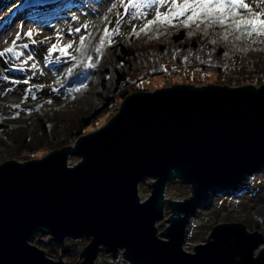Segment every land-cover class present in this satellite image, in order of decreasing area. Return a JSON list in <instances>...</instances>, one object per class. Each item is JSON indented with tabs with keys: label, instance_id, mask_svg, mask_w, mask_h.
<instances>
[{
	"label": "water",
	"instance_id": "1",
	"mask_svg": "<svg viewBox=\"0 0 264 264\" xmlns=\"http://www.w3.org/2000/svg\"><path fill=\"white\" fill-rule=\"evenodd\" d=\"M80 161L70 165V157ZM264 169V85H176L130 94L118 113L74 145L0 164V264H67L32 242L63 247L89 237L78 264L101 251L132 264H264V234L243 222L216 225L184 248L199 202ZM151 183L144 201L140 185ZM192 188L166 199L169 182ZM170 208L168 225L157 223Z\"/></svg>",
	"mask_w": 264,
	"mask_h": 264
},
{
	"label": "rangeland",
	"instance_id": "2",
	"mask_svg": "<svg viewBox=\"0 0 264 264\" xmlns=\"http://www.w3.org/2000/svg\"><path fill=\"white\" fill-rule=\"evenodd\" d=\"M69 1L0 0V51L11 46L12 41L16 39L19 33L20 39L17 40V51L23 53L19 57L12 54L0 56V121H4L2 124H5V128H8V134L10 136L8 138L6 137L7 135L4 136L3 140L0 137V164L7 160L25 162L43 158L55 149L51 150L49 146H41L37 143H35L34 147L28 146V144H24L26 141L23 138L29 135L30 139L37 126L41 127L48 123L54 125L56 115L60 109H63L64 116L70 119V115L75 117L77 113L94 107V104L97 102L95 99L97 97V91H99L98 83L100 78H97L94 85L84 90L82 94H73L74 97L69 95L71 90H68V86L61 90L58 89L60 83L68 79L79 68V63H81V59L78 56L79 51H77L80 47L79 38L81 36H88L89 38L86 41L84 50L88 49V51H92L94 45L99 40L102 30L107 26L110 29L115 27H119L120 29V33L113 40L117 38L126 40L132 33L133 26H136L137 30H139L145 22L143 17L134 19V15L137 12H143L147 14V19H152L156 7L151 4V0H136V3L141 5V7L137 9L128 5L126 11L120 0H107L108 9L102 15L95 17V15L83 7L77 9L76 5L67 6L70 3ZM246 2L255 7L253 0H246ZM79 3L88 5L89 8L94 4L91 0H79ZM124 4L127 5L128 0H124ZM25 7L30 9L27 10ZM261 8H264V4H261ZM161 10L163 11V9ZM35 13L39 15L32 16ZM48 13H51V15ZM44 14H48L49 16H45ZM118 19L121 20L120 24L116 23ZM85 25H88V27L85 28ZM76 29H80V31L76 32ZM177 29L178 26L162 29L163 34L159 37V42L164 45H169L170 43L171 46L172 36L176 33L175 31ZM29 31L33 33L31 39L25 35ZM189 31H194L195 34L189 36ZM220 31L222 30L219 28H213L205 36L198 31L187 30L186 34L189 38L201 37L200 39H204L206 42L216 37V33ZM58 36L60 37V44L62 45H68L71 41H75L72 47L63 55L59 51V48L56 51H49L53 44H57ZM139 43L140 41L134 43V45ZM141 43L143 44L145 41H141ZM23 44H28V47L26 49L23 48ZM166 45L165 47H167ZM170 48L172 50L176 49L174 46ZM257 52L260 51H249L246 54H233L228 60L226 59L228 73L232 72V76L239 72L253 73L255 69L251 68H253L254 61L262 58V55L256 54ZM29 56H32L33 59H28ZM74 56L75 59H73ZM182 59L185 62L183 66L167 64L165 68L166 72L164 71L165 73L162 76H151L146 69H135L133 72L130 71L129 80L136 84L138 89L136 92H139L155 91L157 89L185 84H196V86L209 84L223 85L221 84L222 78L230 76L228 73H225L227 72L226 69L224 72L219 73L213 71V68L207 70L195 68L191 70L186 64L189 63L188 55H185ZM33 64L36 65L35 68L32 67ZM247 67L250 69H245ZM70 68L72 69L71 74L68 73V69ZM93 80L95 79L93 78ZM195 80H201L204 84L198 85ZM262 82L264 83V79H262ZM251 84L257 87L261 86L256 83ZM77 96L80 98L77 99ZM14 105H19V107H13ZM16 113H19V115L17 116ZM117 113L103 115L94 125H91L86 130L84 135L100 129ZM61 135L62 137L65 136L66 132L61 133ZM15 136L16 138L19 136L23 137L15 140ZM74 143L71 145H74ZM19 145L26 146L17 148L16 146ZM79 161V157L71 156L69 164L74 165ZM151 183L152 180L149 179L140 185L139 191L142 201L151 195ZM247 190L250 192L235 198L216 196L209 193L208 198L213 203V209L208 211L204 208H197L187 226L184 248L187 251L193 252L197 244L206 241L211 230L216 225L225 222L244 223V219L252 216L256 211L263 209L264 184L256 183L253 190L250 187ZM254 190H259V192H254ZM191 193L192 188L190 185H186L179 180H174L167 184L165 197L170 200H184L190 197ZM215 209H220V216L212 214ZM171 213L170 208H166L165 218L157 223L159 233L168 225L167 219ZM227 217L229 219L231 218V220L229 221ZM262 233L264 234V232ZM68 238H66L64 245L73 246L71 254L61 252V248L54 242H52V244L54 243L53 245L50 243L41 245L36 239L32 243L44 249L50 258L58 260L61 256L67 264H78L81 261L80 253L90 242V238L81 237L78 238L79 241L70 237L74 240L71 241ZM44 239L51 240V237L46 235ZM101 253L105 256L109 254L104 251H101Z\"/></svg>",
	"mask_w": 264,
	"mask_h": 264
},
{
	"label": "trees",
	"instance_id": "3",
	"mask_svg": "<svg viewBox=\"0 0 264 264\" xmlns=\"http://www.w3.org/2000/svg\"><path fill=\"white\" fill-rule=\"evenodd\" d=\"M48 14L51 15V13ZM48 14L44 15L49 16ZM36 15L38 16L39 14L35 13L32 16ZM177 26L178 29L172 36V45L170 46V43L169 45L165 44L167 47L160 43L159 39L151 40L149 36L143 34L140 35L139 38L130 39V36L126 40L117 38L113 40L110 46L105 47L104 51L106 52H103V55L99 57L97 66L93 68H86L84 65L86 63L95 62L97 54L93 50L88 51V49L79 51L78 56L81 59V63H79L78 70L73 72L68 79L60 83L58 89L61 90L68 86V90H71V94L69 93V95L74 97L73 94H82L84 90L94 85L97 78H100L98 83L99 91H97V97L95 99L97 102L94 104V107L77 113L75 117L70 115V119L64 116L62 112L64 111L63 109L58 110L56 122L54 123L55 126L49 123L41 127L37 126L30 139L29 135L23 138V140L26 141L24 144L34 147L35 143H37L41 146H49L51 150L73 144L75 140L83 136L86 130L91 125H94L103 115L110 113L115 114L118 112L122 101L132 92L138 91L136 84L129 80L131 72L135 71V69H146L151 76H162L166 72L165 68L167 64H178L183 66L185 62H183L182 58L188 55L189 63L186 64L191 70L195 68H202L205 70L213 68V71L219 73L224 72L225 69L227 71L226 59L228 60L233 54H240L233 51L231 45L225 42H220L215 45L211 44L210 41L216 37L206 42L204 39H200L201 37L189 38L186 34L187 30H195V28L189 29L182 28L179 25ZM162 29L165 28H160V32H162ZM151 34L153 35V33H149V35ZM138 41H140V43L134 45V43ZM141 41H145V43L142 44ZM172 46L176 49L172 50L170 48ZM259 47L264 46L259 45ZM224 52H229V55L225 57L223 55ZM256 54L262 55V58H259L260 60L258 59V61H254L253 68H251L255 69L253 73L239 72L232 76V72L228 73L227 71L225 73H228L230 76L222 78L221 84L233 87L247 86L251 83H256L258 85L264 84L262 82V79H264V51L257 52ZM89 56H92V61L88 60ZM245 69L250 68L247 67ZM93 78L95 80H93ZM195 82H197L198 85L204 84L201 80H195ZM75 89H80V91H74ZM79 98L80 97L77 96V99ZM2 123H4L3 120L0 121V137L3 140L4 136L7 135V138L10 136L8 134V128H5L6 125ZM63 132H66V135L62 137L61 133ZM21 137L23 136H19L18 138L15 136L14 139L16 138L15 140H17ZM28 139L29 141L27 142ZM26 145H19L16 147L22 148ZM249 181V178L245 179L234 189H216L211 195L233 198L245 195L250 192L247 190L248 187H250ZM251 190H253V188ZM254 192H259V190H254ZM208 195L209 194L200 200L199 207L210 211L213 209V203L208 198ZM216 210H218V212H216ZM212 214L220 216L221 211L220 209H215ZM227 218L229 219V217ZM230 220L231 218L229 221ZM244 223L250 230H260L264 232V208L244 219ZM45 236L44 234L38 235L37 241L41 245L49 243L53 245L54 243L52 244L51 240L44 239ZM68 240L74 241L70 237ZM77 240L79 241V239ZM72 247L71 245L65 244L61 247L60 251L71 254L73 250Z\"/></svg>",
	"mask_w": 264,
	"mask_h": 264
},
{
	"label": "snow or ice",
	"instance_id": "4",
	"mask_svg": "<svg viewBox=\"0 0 264 264\" xmlns=\"http://www.w3.org/2000/svg\"><path fill=\"white\" fill-rule=\"evenodd\" d=\"M120 2L126 11L128 5L137 9L141 7V5L136 3V0H128L127 5L124 4V0H120ZM151 4L156 6L153 18L147 19L146 13L137 12L133 18L140 19L143 17L145 22L139 30H137L136 26H133L130 39L139 38L142 34L149 36V39H159L160 35L163 34L160 32V28L176 27L177 25L189 29L194 26L195 31L205 36L208 35L210 29L219 28L222 31L216 33V38L210 41L211 44L215 45L225 42L231 45L233 51L241 54H246L249 51H264V47H258V45H264V8H261L264 0H253L255 7L246 2V0H151ZM116 23L120 24L121 20L118 19ZM84 27L87 28L88 25ZM75 31L79 32L80 29ZM119 33V27L110 29L105 26L93 48V51L97 54L96 61L86 63L84 66L86 68L96 67L105 47L110 46L113 38ZM149 33H153V35H149ZM194 34V31H189L188 33L189 36ZM25 35L31 39L33 33L29 31ZM88 38V36L79 38L80 47L77 51L85 49ZM19 39L20 35L18 33L11 46L0 51V56L12 54L19 57L23 55L22 52L17 51V40ZM73 43L75 41H71L68 45H62L58 36L57 44H53L49 51H56L59 48L63 55L72 47ZM22 47L26 49L28 44H23ZM223 55L227 57L229 52H224ZM28 59L31 60L33 57L29 56ZM92 59V56L88 57L89 61H92ZM32 67L35 68L36 65L33 64ZM71 72L72 69H68V73L71 74ZM74 91H80V89H75ZM13 107L18 108L19 105H14ZM16 115L18 116L19 113H16Z\"/></svg>",
	"mask_w": 264,
	"mask_h": 264
},
{
	"label": "built area",
	"instance_id": "5",
	"mask_svg": "<svg viewBox=\"0 0 264 264\" xmlns=\"http://www.w3.org/2000/svg\"><path fill=\"white\" fill-rule=\"evenodd\" d=\"M250 179V189L254 187L256 183L264 184V169L253 173L248 177ZM96 264H132L120 251L118 258H113L111 254L108 256L103 255L101 252L98 254Z\"/></svg>",
	"mask_w": 264,
	"mask_h": 264
},
{
	"label": "bare ground",
	"instance_id": "6",
	"mask_svg": "<svg viewBox=\"0 0 264 264\" xmlns=\"http://www.w3.org/2000/svg\"><path fill=\"white\" fill-rule=\"evenodd\" d=\"M91 1L94 2L91 8H89L88 5L80 4L79 0H70L69 5L67 6L70 7V5H76L77 9H79L80 7H83L87 9L91 14L95 15V17H97L98 15H102L105 12V10L108 9L107 0H91ZM25 8H27V10L30 9L28 7H25Z\"/></svg>",
	"mask_w": 264,
	"mask_h": 264
}]
</instances>
